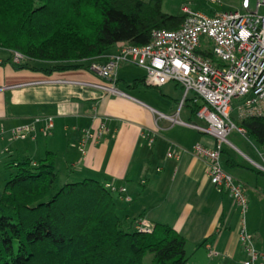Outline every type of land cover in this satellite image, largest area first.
Wrapping results in <instances>:
<instances>
[{"label": "crops", "instance_id": "crops-1", "mask_svg": "<svg viewBox=\"0 0 264 264\" xmlns=\"http://www.w3.org/2000/svg\"><path fill=\"white\" fill-rule=\"evenodd\" d=\"M120 44L112 46L92 64H104L116 55ZM124 65L132 64H120L117 72ZM142 72L140 79L145 76ZM135 80L138 78L133 82ZM118 81L116 77L115 87ZM97 84L102 81L89 69L46 76L28 70L16 71L9 63L0 66V144L4 147L10 142L29 141L19 145L17 152L26 157L22 161L33 162L27 158L29 152L35 155L41 152L38 142L43 135L40 130L46 119L51 118L52 128L47 136L50 141L44 155L52 153L55 166L59 156L68 166V177L75 173L78 182L92 179L123 188L125 192L119 194L116 201L117 214L125 223L145 220L152 226L167 225L185 239V252L192 239L193 251L203 249L208 256L209 248L218 253L217 257L210 258L219 257L216 264H242L245 254L239 242L238 211L226 193L218 192L211 185L206 161L191 154L196 144L212 148L214 139L162 116L199 127L205 124L199 125L200 120L190 114L188 106L162 112L122 91L119 92L123 95H110L90 86ZM167 85L182 92L176 84L162 87ZM168 97L177 103L175 96L169 94ZM184 107L187 111L181 115ZM26 125L34 128V139H12L11 131ZM101 126L104 131L99 140H86L81 154L77 147L84 132L95 135ZM146 137H152L153 142L149 143ZM168 153L175 157L168 158ZM256 155L264 164L263 154L256 151ZM224 165L233 167L230 162L226 165V161ZM249 174L237 169L232 176L242 184L248 200L245 229L251 244L255 250L262 251L264 181L249 177Z\"/></svg>", "mask_w": 264, "mask_h": 264}, {"label": "trees", "instance_id": "trees-1", "mask_svg": "<svg viewBox=\"0 0 264 264\" xmlns=\"http://www.w3.org/2000/svg\"><path fill=\"white\" fill-rule=\"evenodd\" d=\"M161 1L0 0V50L12 54L0 66L46 76L87 71L116 44L142 47L154 30H177L184 16L164 14ZM204 56L216 61L210 53ZM141 83L144 78L132 86ZM183 106L193 116L201 108L192 99ZM237 127L264 153V119H245ZM12 166L15 174L0 195V264H143L148 254L150 264L187 262L181 235L162 224L137 232L136 220L119 217V195L104 184L85 179L53 192L52 153L36 164Z\"/></svg>", "mask_w": 264, "mask_h": 264}, {"label": "built area", "instance_id": "built-area-1", "mask_svg": "<svg viewBox=\"0 0 264 264\" xmlns=\"http://www.w3.org/2000/svg\"><path fill=\"white\" fill-rule=\"evenodd\" d=\"M209 2L218 3L217 0ZM181 11L184 20L177 30H154L149 42L142 47L121 43L116 55L104 64H91L89 70L98 76L102 84L90 86L106 94L123 95L115 89L116 73L120 64L128 63L145 72L146 86L179 85L182 89L181 105L187 99L201 105L195 117L205 127L161 116L214 139L212 148L196 144L191 154L206 161L211 185L218 192L226 193L238 211L241 227L239 242L245 254L242 264H264V250L254 249L244 227L243 217L248 200L242 184L224 169L221 162V146L227 143L228 134L236 129L245 136V131L237 127L230 114L235 113L239 122L249 118L264 119V0H241L239 11L214 12L210 16L191 12L185 7ZM208 53L216 61L204 56ZM20 59L15 54L13 62L18 63ZM234 102L235 107L232 106ZM51 128L52 119L47 118L40 133L49 136ZM103 131L104 126L95 135L84 132L78 151L83 154L85 141L96 142ZM10 134L14 140L34 139L35 136L31 125L15 128ZM146 139L149 143L153 142L152 137ZM167 157L175 156L168 153ZM259 168L264 172V168ZM104 187L117 195L125 192L123 188L111 184H104ZM152 228L147 221L139 220L134 229L150 233ZM208 256L214 258L218 255L208 248Z\"/></svg>", "mask_w": 264, "mask_h": 264}, {"label": "rangeland", "instance_id": "rangeland-1", "mask_svg": "<svg viewBox=\"0 0 264 264\" xmlns=\"http://www.w3.org/2000/svg\"><path fill=\"white\" fill-rule=\"evenodd\" d=\"M218 3H210L209 0H162L161 1V11L164 14L170 16H181L183 7L189 9L191 12L199 13L204 16H210L214 12H229V11H239L240 10V2L241 0H217ZM112 50V49H111ZM12 54L6 51L0 50V61H4L8 57H11ZM116 77H118V86L115 87L117 91H122L128 96H132L135 99L139 100L143 104H146L155 110H159L162 112H166L167 110L176 111L178 108L182 109L181 100H182V92L177 89L173 90L172 85H167L165 87H148L145 84H137L136 86H132L134 78L140 79L143 75V70L138 67H134L133 65H124L121 67ZM140 74V75H139ZM122 78V79H120ZM124 79V81H123ZM123 82H126L129 85H124ZM128 86H131L130 88ZM172 92V93H171ZM169 94L176 97L177 103L172 99H169ZM179 105V106H178ZM236 103L232 104L235 107ZM187 108H183L181 111V115L185 114ZM231 119L237 125V120L235 113L230 114ZM182 118V116H181ZM192 121H196L195 118L192 117ZM199 125H204L203 122L199 121ZM5 138V136H4ZM41 138V137H40ZM6 139V138H5ZM50 138L47 136H42L38 143L41 144V152L38 154H34L29 152L27 158L38 162L40 159L44 157V152L48 150V143ZM29 141L24 143L14 144L15 142H10L6 144L4 147L0 144V194L4 189L5 184L10 179L12 175L15 174V168L12 166L14 162L22 161L26 157H23L19 154L18 148L21 144H27ZM226 142L221 146L222 156L221 162L224 165L225 161H229L232 168H227L225 165L223 166L229 174L235 175L237 169H241L243 171H248L250 173L249 177L256 178L259 181H264V172L260 170L253 163L264 166L261 160L256 155V151L260 154H264L261 149L247 136H242L238 133L236 129H233L228 136L226 137ZM6 149V151L4 150ZM256 149V151H255ZM31 151V149H29ZM33 161V162H34ZM56 181L53 185V192H56L60 189L65 183H74L78 182L76 175L73 171V176L68 177L70 172L67 171L68 166L61 158L58 156L56 166ZM264 168V167H263ZM69 178V179H68ZM68 180V181H67ZM230 204V203H229ZM135 206V203L132 204ZM130 206V208L132 207ZM236 211V209H235ZM238 214V213H237ZM239 217V215H238ZM248 219L247 210L244 214V227L246 228ZM192 239L189 241L188 246L186 248L185 255L187 257V262L185 264H216L218 258L210 259L207 258L205 251L202 249L200 251H193ZM197 251V252H196ZM214 251V250H213ZM215 252V251H214ZM217 253V252H215ZM218 254V253H217ZM152 256L150 254L146 255L143 259V264H150Z\"/></svg>", "mask_w": 264, "mask_h": 264}]
</instances>
